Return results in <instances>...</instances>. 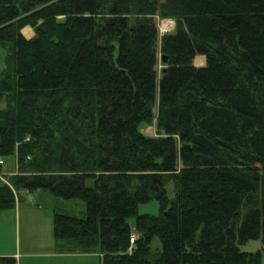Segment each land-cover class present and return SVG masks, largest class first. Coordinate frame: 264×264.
<instances>
[{"label": "trees", "instance_id": "trees-1", "mask_svg": "<svg viewBox=\"0 0 264 264\" xmlns=\"http://www.w3.org/2000/svg\"><path fill=\"white\" fill-rule=\"evenodd\" d=\"M0 45V156L18 164L0 210L22 190L83 200L54 238L104 264H262L264 0H0Z\"/></svg>", "mask_w": 264, "mask_h": 264}, {"label": "rangeland", "instance_id": "rangeland-1", "mask_svg": "<svg viewBox=\"0 0 264 264\" xmlns=\"http://www.w3.org/2000/svg\"><path fill=\"white\" fill-rule=\"evenodd\" d=\"M156 21L158 22L160 35L171 32L175 29L176 21L172 18H160L156 16ZM22 34L28 39L32 38L35 35L34 28H32L31 26H26L22 29ZM4 53L5 50L0 45V69L4 66ZM198 62H196V59L194 60V64L196 66H202L198 64ZM160 68L161 65H159L158 67L159 71ZM142 131L145 134L153 137L162 135V132H159L157 128L156 121L153 125H143ZM3 170L10 171L11 173H16L18 171L16 167V156H9L5 158V165L3 167ZM2 184L3 181L0 179V185ZM92 184L93 180L89 179L88 185L90 186ZM168 190L169 196L172 197V183L168 184ZM20 204V210H17V208L0 210V246L3 248H17L20 241L23 248L24 240L29 236H32L36 240L49 238L53 243V217L55 210L78 217L86 216V204L83 200L64 199L53 195L48 190L43 189L28 192L26 193L25 198L23 197V195H21ZM138 211L141 214L149 213L157 215L160 213V203L156 199L141 203L139 204ZM46 228H49V233L48 231H46ZM158 242V238H156L153 243V247H155ZM262 247L263 243L261 239H252L247 243L241 245V249L245 251H256L258 249H262ZM48 263L49 259L45 257L32 259L23 258V264ZM262 264H264V253Z\"/></svg>", "mask_w": 264, "mask_h": 264}, {"label": "crops", "instance_id": "crops-1", "mask_svg": "<svg viewBox=\"0 0 264 264\" xmlns=\"http://www.w3.org/2000/svg\"><path fill=\"white\" fill-rule=\"evenodd\" d=\"M4 165L1 167V172L2 173L4 172L6 176L15 173V172L11 173L10 171H4L3 170ZM26 193H28V191L22 190L20 191V196L23 195V197L25 198ZM15 208H17V210L21 209L20 201L17 202ZM49 228H46V231H48V233H49ZM2 256L15 258L16 260L15 264H23V258L32 259V258H40V257L48 258L49 259L48 264H104L101 253L68 252L57 247V242L55 238H54V242L52 243V241L49 238L43 240L42 239L36 240L32 236H29L24 240L23 248L21 246V241L19 242L18 247L17 248L15 247L14 249H6L0 246V257Z\"/></svg>", "mask_w": 264, "mask_h": 264}, {"label": "built area", "instance_id": "built-area-1", "mask_svg": "<svg viewBox=\"0 0 264 264\" xmlns=\"http://www.w3.org/2000/svg\"><path fill=\"white\" fill-rule=\"evenodd\" d=\"M5 164V158L0 156V166L2 167ZM16 167L18 170V164H17V158H16ZM0 179L3 182H6L7 184L10 185L9 181H8V177L1 172L0 170ZM138 237V233H136L135 231L132 233L131 238H130V242H131V246L129 247V251L131 252L133 250V244L135 242V239Z\"/></svg>", "mask_w": 264, "mask_h": 264}, {"label": "water", "instance_id": "water-1", "mask_svg": "<svg viewBox=\"0 0 264 264\" xmlns=\"http://www.w3.org/2000/svg\"><path fill=\"white\" fill-rule=\"evenodd\" d=\"M206 58V57H205ZM162 60L163 61H166L167 60V57L164 55L163 57H162ZM206 65V63L204 64V65H202V66H205ZM159 132H161V131H159Z\"/></svg>", "mask_w": 264, "mask_h": 264}]
</instances>
